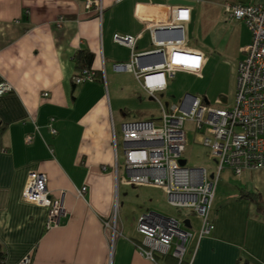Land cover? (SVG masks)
I'll use <instances>...</instances> for the list:
<instances>
[{
	"label": "crops",
	"instance_id": "crops-1",
	"mask_svg": "<svg viewBox=\"0 0 264 264\" xmlns=\"http://www.w3.org/2000/svg\"><path fill=\"white\" fill-rule=\"evenodd\" d=\"M99 1L101 10L96 14L84 7L83 0H0V80L11 87L0 94V254L7 264L24 255L29 257L27 264H172L168 256L153 253L148 258L139 252L140 234L124 218L118 193L115 202V187L124 186L126 174L122 179L117 176L116 151L119 148L122 155V150L119 125L118 141L115 135L110 91L135 101L119 111V123L129 112L150 117L143 108L148 95L138 80L129 71L112 68L113 63L127 62L130 50L114 43L111 34H138L132 51H148L152 44L146 23L165 20L169 6L177 3ZM189 1L183 4L188 8L186 21L196 11L201 33L227 20L225 34L235 40V56L240 58L249 31L240 20L229 18L221 5L261 0ZM59 15L63 19L55 26ZM189 48L202 53L200 48ZM77 50L91 54L88 66L94 78L74 84L70 77L77 71L72 57ZM157 118L158 114L153 120ZM30 170L45 175L50 196L61 197L66 213L57 226L43 229L44 208L20 198ZM236 176L245 188L249 180L250 190L264 199V164ZM80 186L85 189L76 196L75 188ZM209 217L211 230L198 236L199 223L186 216L192 246L185 248L182 264L264 263V216L253 211L239 189L217 197L209 206ZM103 220L109 226L103 227Z\"/></svg>",
	"mask_w": 264,
	"mask_h": 264
},
{
	"label": "built area",
	"instance_id": "built-area-1",
	"mask_svg": "<svg viewBox=\"0 0 264 264\" xmlns=\"http://www.w3.org/2000/svg\"><path fill=\"white\" fill-rule=\"evenodd\" d=\"M83 5L100 13L99 0H83ZM221 6L229 18L240 20L249 31V41L242 47L241 57L235 63L230 107L209 106L197 96L184 94L177 104H162L156 99L159 108L156 121L136 118L119 123L126 181L161 187L168 205L197 215L198 236L207 234L212 228L209 206L221 168L238 175L244 169L264 164V0L223 2ZM167 15L163 21L146 23L152 44L148 51H132L138 34H111L114 43L130 50L129 60L113 63L112 68L131 72L148 96L163 90L165 77L172 76L175 71L199 75L202 63L200 52L184 45L183 23L188 18L187 6L170 5ZM62 19L61 15L57 16L54 25L59 26ZM93 78V70L83 68L72 74L70 80L75 84ZM10 89L9 83L0 80V94ZM45 94L41 92V95ZM184 119L193 122L198 141L214 160V169L208 173L204 166L179 163L185 145ZM47 129L54 132L49 124ZM25 140H30V134L25 135ZM84 189V186L75 188V195L81 196ZM20 198L45 208L43 229L57 226L66 213L61 197H52L48 193L45 175L40 171L26 173ZM110 220L113 230L114 212ZM102 225L107 227L109 223L103 220ZM134 229L140 234L137 249L145 257L152 258L153 253L169 255L177 263L190 236L181 219L151 210L138 214ZM28 260V255H24L13 264H27ZM0 264H7L2 257Z\"/></svg>",
	"mask_w": 264,
	"mask_h": 264
},
{
	"label": "rangeland",
	"instance_id": "rangeland-1",
	"mask_svg": "<svg viewBox=\"0 0 264 264\" xmlns=\"http://www.w3.org/2000/svg\"><path fill=\"white\" fill-rule=\"evenodd\" d=\"M195 13L196 11L193 12L194 17L192 16L190 20L183 23L184 45L186 47H196L202 50V53H200L202 55L203 64L199 70L200 74L194 75L184 71H175L172 76L165 77L166 85L162 91L155 92L153 96H145L143 98V108H145L144 114L150 118H155L159 112L156 99L162 104L164 102L177 104L184 93L199 97L203 104L209 106L228 108L232 103L234 68L235 62L239 57L235 56V40L229 39L225 34L226 29L224 27L227 25V20L225 24L223 21L220 22L221 24L218 23L210 32L201 33L198 17L196 16L195 18ZM122 94L123 93L119 91L115 93L110 91V96L113 97L112 100L110 97V102L113 106L112 113L117 141L119 140V111L124 110V108L125 110L126 108H131L135 104L133 97L124 96ZM220 99L224 101L221 102ZM132 113L133 112H129L125 115L126 120L138 118ZM182 128L185 132V145L181 153L184 164L187 166H204L207 173L212 171L214 169V160L208 154L207 148L198 141L195 135L196 129L193 126V122L184 119L182 121ZM116 152L117 176L119 179H122L124 177L122 155L119 148ZM123 183L124 186L118 185V189L115 187V202L118 193L117 200L118 202L122 200L124 218H126L127 223H130L131 227L142 209H144V211L152 210L165 215H173L178 219H181L183 214H186L193 224L199 223L198 217L193 213H188L187 209L174 208L168 205L158 185L152 183H130L125 180ZM251 186L250 181L247 180V188L243 187L242 179H239L236 175L230 174L227 168L222 167L215 181L213 190L214 196L211 198L210 205L213 206L217 197L235 192L236 188L250 190ZM189 231L191 232V230ZM191 246L192 237L189 236L186 241V248H190Z\"/></svg>",
	"mask_w": 264,
	"mask_h": 264
},
{
	"label": "trees",
	"instance_id": "trees-1",
	"mask_svg": "<svg viewBox=\"0 0 264 264\" xmlns=\"http://www.w3.org/2000/svg\"><path fill=\"white\" fill-rule=\"evenodd\" d=\"M90 56H91V54L89 52L84 51V50H77L73 53L72 57H73V61L75 63V67L77 68V71H79L80 69H83V68H90L88 66ZM239 195L241 197L247 199L251 203V205L253 207V211L256 214H258L260 216H264V199L261 198L260 194L257 191L239 188ZM187 212L192 213L190 210H187ZM186 216H187L186 214H183L181 219L183 217H185L183 219H186ZM186 221L188 222L187 219H186ZM160 256L170 257L172 259V264H182L183 262H185L184 254L178 263H177L176 259H174L173 257H171L169 255H160ZM0 257H2L1 254H0Z\"/></svg>",
	"mask_w": 264,
	"mask_h": 264
},
{
	"label": "water",
	"instance_id": "water-1",
	"mask_svg": "<svg viewBox=\"0 0 264 264\" xmlns=\"http://www.w3.org/2000/svg\"><path fill=\"white\" fill-rule=\"evenodd\" d=\"M169 3H177V4H187V3H191V1L189 0H168ZM147 55L149 53H144V55ZM143 55V54H141ZM221 102H223L224 100L223 99H220ZM179 163H183V160L182 159H179ZM181 223L184 227H188V223L186 221V219H182L181 220Z\"/></svg>",
	"mask_w": 264,
	"mask_h": 264
}]
</instances>
